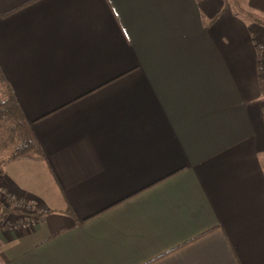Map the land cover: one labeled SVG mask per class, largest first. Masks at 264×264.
<instances>
[{"label": "crops", "instance_id": "crops-1", "mask_svg": "<svg viewBox=\"0 0 264 264\" xmlns=\"http://www.w3.org/2000/svg\"><path fill=\"white\" fill-rule=\"evenodd\" d=\"M0 264H264V0H0Z\"/></svg>", "mask_w": 264, "mask_h": 264}, {"label": "built area", "instance_id": "built-area-1", "mask_svg": "<svg viewBox=\"0 0 264 264\" xmlns=\"http://www.w3.org/2000/svg\"><path fill=\"white\" fill-rule=\"evenodd\" d=\"M0 203L18 214L15 221H3L7 229H31L36 220V200L27 193L11 190L0 180Z\"/></svg>", "mask_w": 264, "mask_h": 264}, {"label": "trees", "instance_id": "trees-1", "mask_svg": "<svg viewBox=\"0 0 264 264\" xmlns=\"http://www.w3.org/2000/svg\"><path fill=\"white\" fill-rule=\"evenodd\" d=\"M8 119L12 126L21 135L22 146L9 157L14 158L38 150V144L34 134L31 132L29 123L18 107L17 101L11 94L0 101V119Z\"/></svg>", "mask_w": 264, "mask_h": 264}, {"label": "rangeland", "instance_id": "rangeland-1", "mask_svg": "<svg viewBox=\"0 0 264 264\" xmlns=\"http://www.w3.org/2000/svg\"><path fill=\"white\" fill-rule=\"evenodd\" d=\"M4 92L0 85V101L4 99ZM21 135L12 126V123L8 119H0V156L10 155L19 150L22 146Z\"/></svg>", "mask_w": 264, "mask_h": 264}]
</instances>
